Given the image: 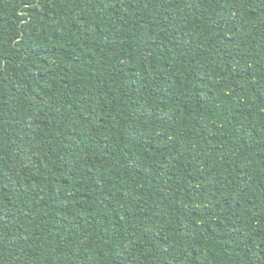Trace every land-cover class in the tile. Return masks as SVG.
Returning a JSON list of instances; mask_svg holds the SVG:
<instances>
[{
	"label": "trees",
	"instance_id": "1",
	"mask_svg": "<svg viewBox=\"0 0 264 264\" xmlns=\"http://www.w3.org/2000/svg\"><path fill=\"white\" fill-rule=\"evenodd\" d=\"M0 264H264V0H0Z\"/></svg>",
	"mask_w": 264,
	"mask_h": 264
}]
</instances>
